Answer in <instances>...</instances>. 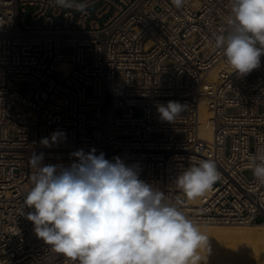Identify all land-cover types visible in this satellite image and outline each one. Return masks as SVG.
I'll use <instances>...</instances> for the list:
<instances>
[{
	"label": "built area",
	"instance_id": "2783aa9c",
	"mask_svg": "<svg viewBox=\"0 0 264 264\" xmlns=\"http://www.w3.org/2000/svg\"><path fill=\"white\" fill-rule=\"evenodd\" d=\"M230 15V0H0V264H79L26 218L33 153L70 167L73 153L95 149L198 227L264 226V184L249 167L264 151V55L247 75L233 72L215 46ZM169 101L185 105L172 122L158 112ZM201 104L211 142L199 136ZM201 160L220 178L189 199L176 178Z\"/></svg>",
	"mask_w": 264,
	"mask_h": 264
},
{
	"label": "clouds",
	"instance_id": "9594fccd",
	"mask_svg": "<svg viewBox=\"0 0 264 264\" xmlns=\"http://www.w3.org/2000/svg\"><path fill=\"white\" fill-rule=\"evenodd\" d=\"M74 0H55L72 7ZM227 35H217L215 46L223 50L228 65L243 76L257 69L264 55V0H230ZM181 8L184 0H171ZM83 10V5H79ZM259 45V46H257ZM185 105L160 104L163 120L172 122ZM64 133L52 134L51 142ZM41 143L51 147L48 138ZM78 162L70 167L44 165V155L33 153L36 171L25 206L33 209L27 219L35 234L52 249L79 264H199L198 249L208 246L192 219L164 194L139 179L134 167L119 157L105 159L95 149L72 154ZM249 167L264 184V151L250 157ZM214 160H201L179 174L176 183L187 198L203 196L219 180Z\"/></svg>",
	"mask_w": 264,
	"mask_h": 264
},
{
	"label": "bare ground",
	"instance_id": "6f19581e",
	"mask_svg": "<svg viewBox=\"0 0 264 264\" xmlns=\"http://www.w3.org/2000/svg\"><path fill=\"white\" fill-rule=\"evenodd\" d=\"M217 69L210 72L211 78H216ZM211 114L204 104L200 105V138L211 142L212 126L208 122ZM199 228V227H198ZM199 230L208 236V245L218 242L237 243L239 247L234 253L226 248L224 251L205 258L208 252H203L199 264H264V226L248 225L234 227H201ZM220 244V243H219ZM220 250V249H219ZM199 251V250H197ZM210 251V249H209ZM216 251V252H217ZM199 253V252H198ZM212 254V253H210Z\"/></svg>",
	"mask_w": 264,
	"mask_h": 264
},
{
	"label": "rangeland",
	"instance_id": "374dc122",
	"mask_svg": "<svg viewBox=\"0 0 264 264\" xmlns=\"http://www.w3.org/2000/svg\"><path fill=\"white\" fill-rule=\"evenodd\" d=\"M204 227H217V226H204ZM218 227H220V226H218ZM222 227H224V226H222ZM199 228H201V227H199ZM238 247H239V244H237L236 242L235 243L218 242V243H215V244H212V245H208L207 247L198 249L199 251H197V253L199 252L198 254L201 256L202 252H203V254H204V252L205 253L208 252L207 253L208 256H206L205 254H204V256H206L205 258H207V257L210 258V256H212L213 254H217V253L220 254V252L224 251L225 248L227 250L231 249L230 251L235 253L237 251ZM209 249H210V251H209ZM217 249L220 252H218ZM210 253H212V254H210ZM204 256H201V258L202 257L204 258Z\"/></svg>",
	"mask_w": 264,
	"mask_h": 264
}]
</instances>
